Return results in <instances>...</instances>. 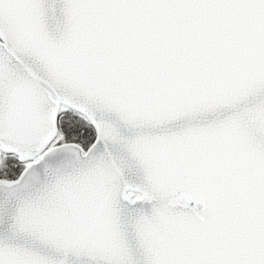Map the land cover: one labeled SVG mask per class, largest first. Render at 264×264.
Here are the masks:
<instances>
[{
	"label": "snow or ice",
	"instance_id": "snow-or-ice-1",
	"mask_svg": "<svg viewBox=\"0 0 264 264\" xmlns=\"http://www.w3.org/2000/svg\"><path fill=\"white\" fill-rule=\"evenodd\" d=\"M0 264H264V0H0Z\"/></svg>",
	"mask_w": 264,
	"mask_h": 264
}]
</instances>
